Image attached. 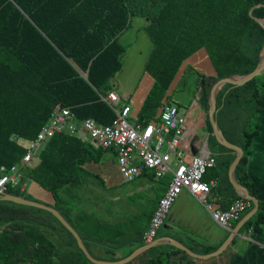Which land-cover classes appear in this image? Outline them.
<instances>
[{
	"label": "trees",
	"instance_id": "16d2710c",
	"mask_svg": "<svg viewBox=\"0 0 264 264\" xmlns=\"http://www.w3.org/2000/svg\"><path fill=\"white\" fill-rule=\"evenodd\" d=\"M135 17L150 21L145 30L154 43L145 72L155 83L138 114L140 124L156 117L182 65L198 50H207L217 74L208 79L200 75L197 82L206 112L216 83L251 74L260 63L264 27L255 18L264 19V0H0V168L10 169L23 160L27 149L13 137L36 139L58 104L80 120L92 118L102 126L113 123L115 113L100 95L113 92L111 81L122 70L128 49L119 37ZM263 94L264 74L243 86L227 84L217 95L219 129L229 144L243 151L236 182L259 201L256 214L240 229L243 234H264V197L248 175ZM207 126L210 149L217 152L216 166L204 179L225 180L231 201L220 209L228 210L241 198L229 178L236 153L212 135L209 120ZM107 153L77 137L57 134L24 170L20 187L6 195L39 202L21 191L22 185L35 182L52 194L55 205L48 206L78 232L94 259L118 262L144 246V226L153 213L146 223L141 215L127 224L112 225L96 217L81 198V204L72 207L61 198L64 187H89V180L97 176L85 166L104 162ZM245 201L249 207L242 218L254 208ZM60 232L69 233L76 242L51 213L5 201L0 194V264H65L66 254H56L53 244ZM161 236L177 240L197 255L219 249L193 238L190 244L167 232ZM128 246L136 248L117 258L116 253ZM79 251L82 257L77 264H93ZM174 251L183 252L172 245L156 246L128 264H171Z\"/></svg>",
	"mask_w": 264,
	"mask_h": 264
},
{
	"label": "built area",
	"instance_id": "2783aa9c",
	"mask_svg": "<svg viewBox=\"0 0 264 264\" xmlns=\"http://www.w3.org/2000/svg\"><path fill=\"white\" fill-rule=\"evenodd\" d=\"M100 99L115 113L116 118L111 125L102 126L92 118L80 120L70 108L58 104L36 139L26 141L14 136L13 139L26 147L27 154L18 165L10 169L0 168V190L9 192L20 187L25 177L24 170L38 157L44 145L55 135L64 133L81 139L95 150L110 153L116 159L124 183L134 182L148 174L158 180L167 178V190L142 235L143 243H153L158 239L183 191L191 193L220 227L230 230L233 223L241 220L249 207L243 197L228 210L214 208L209 202L217 182H207L204 177L209 169L216 166V159L204 148L189 162L186 160L181 138L187 132V121L177 106L165 104L153 120L140 124L137 120L131 122L132 109L117 93L100 95ZM26 186L22 185V192L27 191Z\"/></svg>",
	"mask_w": 264,
	"mask_h": 264
},
{
	"label": "crops",
	"instance_id": "0c3cea01",
	"mask_svg": "<svg viewBox=\"0 0 264 264\" xmlns=\"http://www.w3.org/2000/svg\"><path fill=\"white\" fill-rule=\"evenodd\" d=\"M133 19H136V25L133 26L134 21H132L130 28L120 35L119 40L121 44L128 48L125 57L133 50H137L139 57H137L136 60L130 61L127 65L125 62L122 70L113 79L116 82L111 83L113 86V92L120 96L125 105H129L131 107V115L135 121L137 120L138 114L143 107L155 80L149 73L145 72L147 60L154 49V43L145 30L150 24V21L143 17H135ZM188 72L197 73V82L200 75L206 77L207 79L217 78L215 68L207 50L202 48L184 62L176 79L169 89L166 98L163 100V105L171 104L169 103V99L167 97L170 98L173 95L174 91L178 89ZM198 88L200 100V87L198 86ZM262 101L263 104L260 112L259 133L253 140L251 155L249 157L248 175L250 180L261 191L264 197V94L262 96ZM177 107L180 109L181 105H177ZM193 109L194 106H191V108L187 110V114H185L187 132L181 138V147L187 154L186 160L189 162L192 156L198 155L204 148H206L210 154L216 158V155L210 149L209 144V139L211 137L207 126V121H210V116L208 114L209 110L206 114H204V116H194ZM104 166V162H102L99 164H88L85 167L93 175L100 177V175H104L107 171H112V167ZM115 167L117 175L116 179H102L101 177V179L92 178L89 180L90 184L93 183V186L94 182L99 180L103 184V189L105 191H113L125 184L116 165ZM151 177L154 178L153 175L148 174L141 178L151 180ZM159 181L160 182L154 184L153 187L148 186L149 189H156L158 192L156 206L158 201L164 196L168 186L167 179ZM212 181L217 182V185L213 188L208 200L214 208H222V205H226L229 201H231V198L229 197L231 191L227 188L224 179L217 181L211 180L210 182ZM32 183H34V185L31 188H28V184L26 186L28 193L36 194L38 198L42 197L46 200L49 199L47 202L48 205H55L54 198L50 192L49 193L53 199H50L47 195L42 193V191L48 192L47 190L41 188L35 182ZM236 193L238 194L237 191ZM180 197L183 198L181 200H177L174 204L166 224L160 233L163 234L167 232L176 237H183L190 244H192V240L195 239L206 246L220 248L224 244L226 237L232 234L237 225H234L235 223H233L231 229L226 230L220 227L212 219L210 212L207 211L206 208L191 193L183 191L179 198ZM88 199L93 200L92 197ZM85 201L87 202V200ZM90 202L91 203H89L87 207H91L90 209L96 217L108 224H127L133 218L132 217L125 222H119L121 216L119 217V215L111 214L108 210H100L101 212L95 211L92 209V201ZM147 226L148 224L144 227L147 228ZM239 234L234 237L227 250L215 258L200 260L190 257L185 252L174 251L170 255L171 264H264V234ZM161 238H164V236H161L158 239Z\"/></svg>",
	"mask_w": 264,
	"mask_h": 264
},
{
	"label": "rangeland",
	"instance_id": "374dc122",
	"mask_svg": "<svg viewBox=\"0 0 264 264\" xmlns=\"http://www.w3.org/2000/svg\"><path fill=\"white\" fill-rule=\"evenodd\" d=\"M133 26L136 25V19H132ZM138 56L137 50H133L124 58V63L126 65L132 61L136 60ZM197 73L192 72L186 75V77L182 80L180 86L176 91H174L173 95L169 98V103L177 106L181 105L180 114L185 116L187 114V110L194 106L193 115L194 116H204L206 111L202 108V104L199 100V88L197 83ZM115 83V80L111 81ZM209 114V113H208ZM131 122H134L132 119ZM217 151H215L216 153ZM104 167H112V171H107L104 175H100L102 179H116V159L110 154L107 153L104 159ZM95 178V177H93ZM100 178V179H101ZM92 179V178H91ZM99 179V177H97ZM167 179V178H166ZM158 179H154L151 177V180H147L146 178H139L131 183H125L121 185L119 188L114 189L113 191H105L103 189V184L96 180L94 185H90L89 187H82L79 189H73L71 186L64 187L61 190V198L63 199L65 205L67 207L76 206L77 204H81L79 198L82 201L87 200L88 204L92 201V209L98 212L100 210H108L111 214L121 216L119 222H125L132 217L144 215L143 222L146 223V218L150 216L156 210V201L158 192L155 189H149L148 186L153 187L154 184L159 183ZM93 184V183H92ZM34 183L31 181L28 182V188L32 187ZM45 195H47L50 199H53L49 192L42 191ZM33 199L38 200L42 203L48 205V200L40 197L38 198L36 194L29 193ZM92 197V199H88ZM183 197L178 198L177 200H181ZM91 208V207H90ZM117 223V222H115ZM241 232L239 235H242ZM230 235L226 237L225 242L228 240ZM56 240L57 238L54 237ZM80 249H74L75 253L79 257H82ZM66 254L65 264H69L68 262L71 261L72 264H77L76 259L72 256L70 251L63 252ZM68 261V262H67Z\"/></svg>",
	"mask_w": 264,
	"mask_h": 264
},
{
	"label": "water",
	"instance_id": "95a60500",
	"mask_svg": "<svg viewBox=\"0 0 264 264\" xmlns=\"http://www.w3.org/2000/svg\"><path fill=\"white\" fill-rule=\"evenodd\" d=\"M258 7H260V6H258ZM253 10H254V8L250 11L251 16H252ZM255 21L257 23H259L262 27H264V19L255 18ZM262 74H264V49H263L262 54H261L260 63L253 73L245 75V76H232V77L223 79L214 85V87L212 88L211 94H210V100H209V107L210 108H209L208 113H209L210 121H211V124L213 127V134L216 137L217 141L221 145H223L224 147H226L230 150H233L236 153V159L232 163V165L230 167V171H229L230 181H231L233 187L235 188V190L238 192V194L241 197H243L244 199H246L247 201H250L254 205V208L252 209V211L250 213H248L246 216H244L241 219V221L237 224L236 228L234 229L232 234L229 236L226 243H224L214 253H211L208 255H197V254L193 253L192 251H190L186 246H184L182 243L178 242L177 240H175L171 237H166V238L157 239L153 243H144V246L138 248L129 257H127L121 261H118V262H106V261L96 260L91 256V254L87 250V248H86L81 236L78 234V232L70 225V223L55 208L50 207L47 204L42 203L40 201H39L40 202L39 203L36 201L28 200V199L21 198V197L12 196L9 194L6 195V193H8L7 191L0 190V194L2 195V198L5 201L13 202V203L18 204V205H24V206H28V207H33V208L45 210V211L51 213L63 225V227L66 228L74 236L76 242L71 237V235L67 232H60L59 234L56 235L55 238H57L58 240H63V241L65 240V242L67 244H68V242L70 244H72L73 248L70 251L71 254L75 253L74 249H80L84 253V255L86 256V258L93 264H128L131 261H133L134 259H136L138 256H140L141 254L151 250L152 248H154L156 246H166V245H172V246L180 249L181 251L187 253L190 257L195 258V259L209 260V259L215 258L227 250V248L229 247V245L233 241L234 237L237 234H239L240 229L256 214L258 207H259V201L255 198H252L249 195L248 191L236 182L235 170H236L238 164L240 163L241 159L243 158V151L239 147H236L234 145L229 144L225 140V138L223 137V135L221 133V130L219 129L218 123L216 121V112H215L216 104H217V94L227 84H236L238 86H243V85L247 84L248 82H250L251 80H253L255 77L262 75ZM179 238L184 239L183 237H179ZM184 240L186 242H188L186 239H184ZM135 248H136L135 246L125 247L124 249H122L121 251L116 253V257L122 259L129 252H131L132 250H135ZM73 257L76 260L79 259L77 254L73 255Z\"/></svg>",
	"mask_w": 264,
	"mask_h": 264
},
{
	"label": "flooded vegetation",
	"instance_id": "af4514ba",
	"mask_svg": "<svg viewBox=\"0 0 264 264\" xmlns=\"http://www.w3.org/2000/svg\"><path fill=\"white\" fill-rule=\"evenodd\" d=\"M53 244L55 247V253L56 254L59 252H61V253L66 252L67 253L68 251H71V249L73 248V245L70 244L69 242L67 244L65 242V240L63 241V240L56 239L53 241Z\"/></svg>",
	"mask_w": 264,
	"mask_h": 264
}]
</instances>
